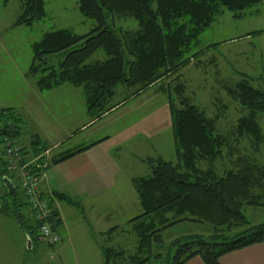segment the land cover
I'll return each instance as SVG.
<instances>
[{"label": "trees", "instance_id": "1", "mask_svg": "<svg viewBox=\"0 0 264 264\" xmlns=\"http://www.w3.org/2000/svg\"><path fill=\"white\" fill-rule=\"evenodd\" d=\"M0 1L2 6L8 2ZM262 1L78 0V13L93 21L95 27L85 35L74 34L69 29L44 33L30 45L31 60L24 75L33 80L39 92L63 84L78 88L82 93L85 114L91 122H96L117 105L138 96L145 88L180 68L184 64V55L199 44V35L217 16L225 11L238 19L244 11ZM18 3L19 14L14 26L30 27L45 15L43 0H18ZM120 20H132L136 28H123L117 24ZM263 32L264 29L255 30L246 35ZM98 50L102 51L103 60L85 63ZM245 78L237 81L232 89H226L245 111L237 119L231 136L236 141L248 139L257 147L264 137L257 121L264 115V74L255 78L259 84L256 86L250 83L251 78ZM118 85L126 89L135 86V89L125 93L121 101L111 104ZM166 107L175 161L160 157L142 159L147 172L130 179L141 212L126 221L130 231H119L134 237L133 252L127 254L122 247L113 249V246L97 244L102 264H116L121 260L129 264H144V258L148 255L152 258V249L157 250L156 245L162 243L165 231L180 223L204 225L208 229L204 234L186 233L168 242L164 257L158 258L164 264H184L192 257H198L203 264H219L223 254L264 242V223L250 225L231 235L225 233L231 225L248 224L243 207L264 206V169L250 165L241 157L244 160L239 159L240 167L235 172L216 171L211 162L221 158L224 138L217 133L215 119L208 118L186 99H180L179 107H175L169 97ZM19 122L20 118L11 108L0 109V143L15 145L18 156L26 160L27 151L16 144ZM28 146L32 157L47 149L36 134L30 136ZM88 146L59 153L45 164L36 161L31 165L21 159L18 165L26 163L27 169L38 176L39 191L43 170ZM3 149L4 146L0 152V183L5 193L0 196V210L9 214L30 246L42 243L52 248L61 239L58 237L55 242L48 243L39 232L40 225L48 222L51 232L59 236V219L51 208L50 199L62 201L81 214L83 210L77 201L65 195L54 193L48 199L39 191V200L44 198L47 201L50 212L45 219H34L15 173L7 170ZM200 161L210 164L201 169L198 167ZM2 177L12 184L11 193L4 187ZM117 230L118 227H112L98 236H110L118 233Z\"/></svg>", "mask_w": 264, "mask_h": 264}, {"label": "rangeland", "instance_id": "2", "mask_svg": "<svg viewBox=\"0 0 264 264\" xmlns=\"http://www.w3.org/2000/svg\"><path fill=\"white\" fill-rule=\"evenodd\" d=\"M77 2L78 0H43L44 17L34 22L30 27H25L13 25L19 14L18 0H8L4 6L0 1V109L11 108L20 118L16 144L26 150L28 154L26 160L25 157L19 156L20 160L29 161L31 165L36 161L48 163L51 157L56 156L54 153L57 150L49 147L54 142L57 144L62 142L58 149L63 146L71 148L78 141L86 142L98 139L106 132V134L120 133L128 136L121 146L112 147L111 153L115 156L116 150L121 149L122 158L119 161L122 160L125 165L135 162L131 153L139 155L135 160L140 163L147 157H160L166 161L174 162L175 155L166 107V102L170 97L173 99L175 107H179L180 99H186L196 105L208 118L215 119L217 133L224 138L221 158L211 162L216 171L235 172L240 167L239 159H247L244 161L250 165H258L264 169V137L262 142L254 147L248 139L243 138L236 141L231 136L237 119L244 115L245 111L241 109L233 95L226 90L232 89L234 84L245 76L251 78L250 83L253 86L259 85L254 80L264 74V32L258 35H246L255 30L264 29V1L253 6L252 9L244 11V14L238 19L231 17L230 13L225 11L217 16L210 26L199 35V44L184 55L182 58L184 64L180 68L124 103L126 105L137 98L132 104L126 105V108L123 107L122 110L113 113L115 108L121 106L117 105L110 110L108 114H105L111 115L105 122L108 125L84 140L81 139V134L78 132L73 135L76 130L83 129L81 126L88 120L81 91L63 84L58 88L39 92L36 90L33 80L24 75L31 60L30 45L39 40L44 33L69 29L74 34L85 35L95 27L93 21L78 13ZM117 24L126 29L136 28V23L132 20H120ZM207 45H212V47L206 48ZM103 58L102 51L98 50L85 63L101 61ZM133 89L135 86L131 89L122 88L120 85L116 86L111 104L121 101L125 97L124 94ZM111 112L112 114H110ZM118 118L121 119L117 120ZM89 121L91 120L89 119L87 122ZM257 121L264 135V115L259 116ZM152 127L154 130L150 129ZM140 128L146 133L143 135L138 130L139 133L134 136L133 131ZM33 134L38 135L40 141L47 146V149L37 157L30 155L28 146L30 136ZM114 138L116 140L118 137ZM136 139H140V141L135 142ZM4 143H0V152ZM209 164L210 162L200 161L198 167L204 169ZM138 165L142 166L136 168L134 172L124 170L123 174H131L132 177L143 176L147 170L143 163H138ZM12 183L16 185L14 180ZM18 190L17 188V193H19ZM115 192L117 197L114 196V198L117 199L114 201L112 198L111 205L107 204L106 208L111 206V212L114 210H118V212L114 213L110 220L108 219L110 224L99 227L108 230L114 226L119 230L116 231L118 233H112L105 237L98 236L97 231H92L87 225L83 228L79 227L81 221L87 224L90 222L88 219L84 221L82 215L80 216L72 207H68L63 202L54 201L53 204L58 203L64 209L63 214L74 213L73 211L78 214V218L68 217L65 220L67 230L73 231L71 251L69 247H66V250L62 252L61 240L52 248H48L42 243L32 244L28 247L25 234L17 227L9 214L1 209L0 264H99L101 256L100 252L98 253L97 244L103 247L113 246V249L122 247L125 253H132L134 237L119 231H130L128 225H125L126 221L130 217L138 215L141 210L137 200L133 198L131 201L125 202L124 200L122 202L119 190H115ZM4 193V188L0 183V196ZM107 202L109 203V201ZM243 214L248 224L234 227L231 225L228 230H225V233L231 235L250 225L264 223V206L243 207ZM77 221L78 226L75 228ZM207 229L204 225L180 223L166 230L162 243L156 245L157 250L152 249V258L149 255L144 258L146 260L144 264H164L162 261H158V258L164 257V248L168 242L174 240L176 236L186 233L204 234ZM57 232L61 239V232ZM222 232L224 231L222 230ZM155 253L160 255L154 256ZM100 264H102V260ZM116 264L129 263L121 260Z\"/></svg>", "mask_w": 264, "mask_h": 264}, {"label": "crops", "instance_id": "3", "mask_svg": "<svg viewBox=\"0 0 264 264\" xmlns=\"http://www.w3.org/2000/svg\"><path fill=\"white\" fill-rule=\"evenodd\" d=\"M136 100L137 98L133 99L128 104H132ZM126 105L122 104L120 106L121 108H115L116 110L114 109L115 111L113 110V113L122 110L123 107L126 108ZM110 114H112V112ZM109 116L111 115L102 116L98 122H87L89 120L88 119L86 121L87 123L85 122V124L81 126L83 127V129L80 128V130L78 131V133L81 134V139L84 140L91 134L99 130H103V127H106L108 125V123L105 122L109 120ZM119 119L121 118H118L117 120ZM150 129L154 130L153 127ZM138 130L143 135L146 133L142 131V128H140L136 131H133L132 134L134 136L137 135L139 133ZM114 137L118 138H116L115 140ZM127 137L128 136L126 134L121 135L120 133H116L112 135L106 134V132H104L98 139L86 142L78 141L77 144H74V146L71 148H64L63 146L61 149L58 148L61 147L59 145H61L62 142L61 144H57V142H54L55 144L53 143L51 146H49L50 149L57 150L54 155H58L62 152L73 151L82 147H87L88 145L89 146L85 150L76 153L72 157L67 158L55 165L48 166L45 170H43L39 181V191L43 194V196L48 197V199H50V197L54 193H57L65 195L74 201H77L83 210L82 214L76 208L67 204L66 205L75 209L80 214V216L82 215V219L84 221L88 219V221L90 222L89 224H87L81 221L79 227L83 228L85 225H87L92 229V231H97L96 233L98 234L105 232L107 229L100 227H104L106 224H110L111 222H108V219L110 220L111 216L114 213L118 212V210H114V212H111V206L106 208L107 204L111 205V201L113 199L114 201L117 199L114 198V196L117 197V194H115V190H119L118 193L121 194L122 202L124 200L125 202L131 201L133 198L136 200L135 193L130 185V179L132 175H125L123 174V171L126 170L129 172H134L136 168L142 166L138 165V163H142L135 160L138 159L139 155L137 153H131L133 154V156L131 154L130 156H132V159L135 162H129L127 163V165H125L122 160L119 161L120 158H122V153L120 152L121 149L118 151L116 150L115 156L111 154L113 151L112 147H114L115 145L117 147L118 145L121 146V143L126 141ZM139 141L140 139L135 140V142ZM55 200L57 202L62 201H59L55 198L50 199L51 208L54 210L56 217L59 219L57 231H60L62 234L60 242V245H62V252L66 250V247H69L71 251V235L73 231L67 230L65 220L68 217L78 218V214L75 211H73L74 213L70 212L63 214V212L65 211L61 207V205H59L58 203L53 204ZM107 201H109V203ZM77 226L78 221L76 222L75 228H77ZM100 261L101 260H99V264ZM218 263L264 264V242L255 243L244 248L223 254L222 256H220ZM184 264L203 263L198 257H192Z\"/></svg>", "mask_w": 264, "mask_h": 264}, {"label": "built area", "instance_id": "4", "mask_svg": "<svg viewBox=\"0 0 264 264\" xmlns=\"http://www.w3.org/2000/svg\"><path fill=\"white\" fill-rule=\"evenodd\" d=\"M3 150L8 162L7 170L15 173L16 181L19 183L22 193H24L32 217L37 220L47 218L50 210L47 207V201L44 198L42 200L38 198V176L27 169L28 165L26 163L18 165L20 159L15 145H9V142H5ZM51 231L48 222H44L39 227L40 237L48 243L55 242L58 239V236Z\"/></svg>", "mask_w": 264, "mask_h": 264}, {"label": "water", "instance_id": "5", "mask_svg": "<svg viewBox=\"0 0 264 264\" xmlns=\"http://www.w3.org/2000/svg\"><path fill=\"white\" fill-rule=\"evenodd\" d=\"M2 182L8 193L13 191V186L6 177H2ZM28 247L30 246L29 241L27 240Z\"/></svg>", "mask_w": 264, "mask_h": 264}]
</instances>
